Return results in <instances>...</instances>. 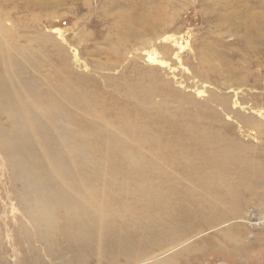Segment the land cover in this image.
Here are the masks:
<instances>
[{
  "label": "rangeland",
  "instance_id": "rangeland-1",
  "mask_svg": "<svg viewBox=\"0 0 264 264\" xmlns=\"http://www.w3.org/2000/svg\"><path fill=\"white\" fill-rule=\"evenodd\" d=\"M0 86L53 122L38 138L69 169L34 142L20 179L0 142V264H110L61 211L40 238L25 211L42 172L44 194L93 188L140 244L131 264H264V0H0Z\"/></svg>",
  "mask_w": 264,
  "mask_h": 264
},
{
  "label": "bare ground",
  "instance_id": "bare-ground-1",
  "mask_svg": "<svg viewBox=\"0 0 264 264\" xmlns=\"http://www.w3.org/2000/svg\"><path fill=\"white\" fill-rule=\"evenodd\" d=\"M150 59L153 60L152 58ZM11 89L9 91H11ZM3 93H5L7 97L5 98L6 110H8V112L12 114V117L14 118L13 122L14 121L15 122L12 125L13 127L12 133L7 136L6 135L0 136V142H1L3 150L6 152L9 158L8 160L15 168L14 170H15L16 176L19 177L20 179L25 177L26 171L23 169V166H22V157H23V154L26 157L28 154H31V152L32 153L34 152L32 145L35 143H38L39 145H45V144L52 145L53 144V146H56L55 148L57 149L56 151H54L55 159H56L55 166L57 167L59 171L61 170L63 172H68V171H65V170H69L68 166L65 165V163H63L64 157L59 151L60 148L58 149V144L60 142V139L56 142L52 138L49 137L50 136L49 134H47L48 139H43L42 137L38 138V135L41 132L45 133V131H47L48 129L50 130V128H52L53 122H51V120H48L50 121V123L45 122V121L43 122L42 120L43 115H40L38 113L36 114L35 102L30 101L29 103V101L26 102L25 100H22L23 93H21L20 91L19 92L16 91V93L12 92L13 94L12 95V94H9L11 92L6 91V89L3 90L2 87L0 86V96H2ZM85 143L86 141L84 142L83 146H85ZM115 145L117 147L118 142H115ZM133 154L130 152V150L127 151L122 148L121 151L119 152V156H120L119 159L125 166L126 165L131 166V168L132 166L133 167L139 166L141 164L139 161L141 157L140 158L136 157L137 154L135 156ZM39 169L37 170L39 171ZM40 172H39V175H40ZM43 173L44 172H42V175ZM23 174L25 175L23 176ZM42 175H40V177ZM27 176L28 175H26V177ZM44 177L45 176H43V178ZM39 179L38 178L36 179V177H31L29 179V185H27L28 187L26 188L31 190V193L33 192L32 196L30 197V200H32V203H31V207L27 206L28 209L25 212H27V216H29L31 222L35 225V227L37 226L36 230L38 231V235H40L41 239L46 240L50 235L53 234L55 230L57 231L58 227H60L59 223L61 222L60 221L61 218L59 217V212L61 211V213L65 215V219L69 221L68 222L69 224H67L69 229L67 228L66 233H64L63 236L64 237L68 236L70 240L72 239V240L81 242V240L91 237L94 234V232L97 235L99 234L100 236L103 235V243L101 242V246L97 245V247H99V250L101 252L104 251L103 253H105V257L109 260L110 264H120L119 263L120 259L118 258L119 256H123L125 258V262L127 261L126 264H131L132 262L138 261L143 257L144 254H141L142 250L140 249L141 247L139 246L140 244L136 241V239H134L133 241V239L131 238L133 234H130L128 232L125 233V228L122 226L119 227V224L118 226L116 225V227L114 226L115 224L114 220H111V218L109 219L106 216V206L101 204L103 202H100L99 200L96 199V195L94 194L95 191L93 190V188L89 189L88 184H87L88 186L87 185L85 186L84 184H82V191L81 190L79 191V188H81V184L77 186V182L74 181L75 183H73L72 185L74 187V184H75L76 188H78L77 190L78 192H80L78 194L79 196L77 195L69 196L61 191L55 192V193L54 191H50L49 193L44 194V192H40L41 185H42L41 184L42 178L40 179V181H38ZM33 180L35 182L37 181V183L34 186L31 185V182ZM82 183L84 182L82 181ZM146 193L148 192L146 191ZM22 199H25V198L22 196ZM63 210L66 214L63 212ZM106 218H107V221H106ZM106 227H108L109 231L112 233L111 236L108 237V239L105 238L106 237ZM111 229L113 230V232L111 231ZM96 231H98L99 234ZM106 240H107V243H106ZM84 242L85 241L81 243H84ZM68 244L69 243H67V245ZM176 254H179V253H176ZM175 259H176L175 256H165L161 258L154 257L151 259L150 264H172V262Z\"/></svg>",
  "mask_w": 264,
  "mask_h": 264
}]
</instances>
